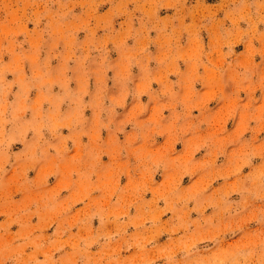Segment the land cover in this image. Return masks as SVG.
Returning a JSON list of instances; mask_svg holds the SVG:
<instances>
[{"label":"rangeland","instance_id":"1","mask_svg":"<svg viewBox=\"0 0 264 264\" xmlns=\"http://www.w3.org/2000/svg\"><path fill=\"white\" fill-rule=\"evenodd\" d=\"M0 264H264V0H0Z\"/></svg>","mask_w":264,"mask_h":264}]
</instances>
